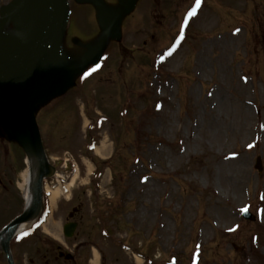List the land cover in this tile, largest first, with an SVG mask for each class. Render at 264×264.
<instances>
[{
  "label": "rangeland",
  "instance_id": "374dc122",
  "mask_svg": "<svg viewBox=\"0 0 264 264\" xmlns=\"http://www.w3.org/2000/svg\"><path fill=\"white\" fill-rule=\"evenodd\" d=\"M12 1L0 0V17ZM199 2L168 52L197 0H135L113 41L99 31L106 8L68 0L71 22L54 49L64 82L34 112L59 176L48 184L75 182L57 185L53 209L44 197L46 231L16 248L18 264H60L54 247L72 250L78 231L86 246L99 244L104 264H138L134 253L147 264H264V0ZM21 35L16 21H0L1 49ZM99 41L100 62L78 74L85 46ZM16 142L0 97V227L25 208ZM76 205L80 227L65 239ZM247 206L254 222L240 216Z\"/></svg>",
  "mask_w": 264,
  "mask_h": 264
},
{
  "label": "water",
  "instance_id": "95a60500",
  "mask_svg": "<svg viewBox=\"0 0 264 264\" xmlns=\"http://www.w3.org/2000/svg\"><path fill=\"white\" fill-rule=\"evenodd\" d=\"M51 0H13L2 12L1 22L15 19L20 27H25L17 47L13 49L0 48V90L2 96H7L13 105L20 128L28 136L32 146L35 178L30 184L32 208L25 210L0 233V250L7 258L8 264H13L9 252V242L17 228L29 219L36 217L42 208V181L50 178L53 168L48 164L43 152L39 132L35 124L32 107L40 98L54 92L57 87L49 88L50 80L59 79L57 72L48 66L47 43L62 25V17L51 9ZM132 4L125 6V11L132 9ZM102 30L109 36L117 33L116 15H103ZM88 52L82 58L80 68L89 63H96L99 58L100 46L87 47ZM32 73L23 82L22 77ZM60 80H63L60 79ZM60 80L58 84L60 83ZM62 85V84H61Z\"/></svg>",
  "mask_w": 264,
  "mask_h": 264
},
{
  "label": "bare ground",
  "instance_id": "6f19581e",
  "mask_svg": "<svg viewBox=\"0 0 264 264\" xmlns=\"http://www.w3.org/2000/svg\"><path fill=\"white\" fill-rule=\"evenodd\" d=\"M50 5H51V9L62 17L63 27H64L66 22H67L68 16H69L68 15V0H51ZM21 28H22V33H24L25 27H21ZM56 42H57V34H53L47 43L48 61H49L48 66L54 72H57L56 73L57 75H59V79L55 78L53 80H50L49 88H53V87L58 88L63 83V80H60V79L65 78L64 70L61 69L62 67H61L60 60H59L58 56H56V54L54 53ZM8 45L9 46H16L17 41L15 39L9 40ZM31 75H32V73H26L21 78L22 81L23 82L27 81ZM59 80H60V83L58 84ZM8 99L9 98L7 96H5V104H6L7 109L9 110L8 111V117H9L10 123L12 125L13 135L16 136L17 139H19L22 142L23 147L25 149V152L27 154V158L25 159L27 169L20 176L23 183L21 185H19V188H21L23 190V200L25 203V210L30 211L34 207L32 208V200H31V196H30L29 187H30V184L32 182V179L35 178V176H36V173L34 170L35 166H34V159H33V155H32V146L29 142L28 136L20 128V126L18 124V120H17V114H15L14 109L12 107L13 105L8 102ZM105 149H106V146H105V143L103 142L95 148V153L102 157L104 155V152L106 151ZM87 172H88V175L91 174V172H92L91 166L88 167ZM53 173H54V170H53ZM53 173H52V175H53ZM34 174H35V176H34ZM52 175H50V176L52 177ZM74 179H75V175H73V177H71L70 179L68 178V182L66 184L67 189L69 187H72V185L75 182ZM51 187H52L51 185L46 183V185H44V191H45V193L49 194L48 204L53 209V206H54L57 198L59 197L61 190H59V187H57V186L54 188H51ZM40 212H41V210L39 211V209H38V211L36 213V217H33V218L29 219L27 222L22 223L18 227L16 233L21 234L22 232H24L25 230L30 228L31 225H33L36 222ZM48 221H49V218H47L46 223H44L41 226L45 231H46V226L48 224ZM98 260H99V256H98L97 252L93 251V259H92L91 264H99ZM136 261L138 264H140L139 259H136Z\"/></svg>",
  "mask_w": 264,
  "mask_h": 264
},
{
  "label": "flooded vegetation",
  "instance_id": "af4514ba",
  "mask_svg": "<svg viewBox=\"0 0 264 264\" xmlns=\"http://www.w3.org/2000/svg\"><path fill=\"white\" fill-rule=\"evenodd\" d=\"M76 216L77 215H74L71 220L75 221ZM76 222L79 223L77 218H76ZM54 249L56 250V252H55L56 256L53 257V255H52L53 260L55 259V260L59 261L60 264L61 263H63V264H78V262L75 258L73 259L72 257H69L68 252L65 251V250H68L67 248L63 249L61 246L56 245V247H54Z\"/></svg>",
  "mask_w": 264,
  "mask_h": 264
},
{
  "label": "snow or ice",
  "instance_id": "6c2138e0",
  "mask_svg": "<svg viewBox=\"0 0 264 264\" xmlns=\"http://www.w3.org/2000/svg\"><path fill=\"white\" fill-rule=\"evenodd\" d=\"M197 2L199 3V0H197ZM193 12H194V10H193Z\"/></svg>",
  "mask_w": 264,
  "mask_h": 264
}]
</instances>
